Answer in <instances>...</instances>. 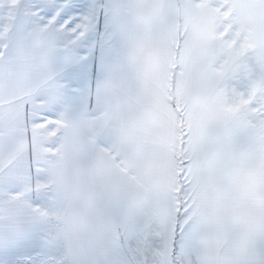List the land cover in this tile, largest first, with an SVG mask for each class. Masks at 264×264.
<instances>
[{
	"label": "snow or ice",
	"instance_id": "obj_1",
	"mask_svg": "<svg viewBox=\"0 0 264 264\" xmlns=\"http://www.w3.org/2000/svg\"><path fill=\"white\" fill-rule=\"evenodd\" d=\"M0 264H264V0H0Z\"/></svg>",
	"mask_w": 264,
	"mask_h": 264
}]
</instances>
